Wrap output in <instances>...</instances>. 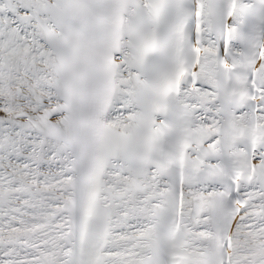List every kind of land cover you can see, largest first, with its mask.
<instances>
[{
  "label": "snow or ice",
  "instance_id": "6c2138e0",
  "mask_svg": "<svg viewBox=\"0 0 264 264\" xmlns=\"http://www.w3.org/2000/svg\"><path fill=\"white\" fill-rule=\"evenodd\" d=\"M0 264H264V0H0Z\"/></svg>",
  "mask_w": 264,
  "mask_h": 264
}]
</instances>
